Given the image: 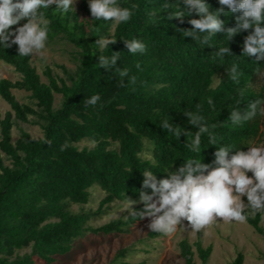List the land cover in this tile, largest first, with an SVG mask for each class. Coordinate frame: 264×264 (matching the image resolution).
Segmentation results:
<instances>
[{
	"label": "trees",
	"instance_id": "obj_1",
	"mask_svg": "<svg viewBox=\"0 0 264 264\" xmlns=\"http://www.w3.org/2000/svg\"><path fill=\"white\" fill-rule=\"evenodd\" d=\"M165 2L175 4L177 0H117L121 7L137 5L131 19L118 25L91 21L84 0L87 19L76 11H56L55 5L41 9L50 21L47 42L63 39L77 49L75 71H65L66 80L54 77L47 69V83L42 82L31 64L32 55L18 56L16 45L0 46V61L19 75L15 81L0 79V97L9 106L0 119V152L9 161L5 165L0 157V264H53L87 234H125L142 220L130 213L124 220L90 227L88 221L95 213L74 212L72 207L88 203L93 185L105 193L96 210L100 213L113 201L126 202V197L139 200L140 191L151 194V189L141 187L145 170L152 171L158 180L167 178L168 172H175L189 159L211 164L219 147L233 148L229 155L236 149L247 151L249 142L260 136L264 115L258 113L238 126L229 120L234 108L243 112L251 102L264 100V61L242 55L244 38L252 30L242 31L230 41L218 33L205 45L179 31L191 29L187 21L198 19L195 14L186 15L184 23L166 18L152 22L149 12ZM205 2L213 11L220 7L218 0ZM179 7L187 11L182 0ZM238 15L219 18L228 28L235 26ZM23 23L26 21L20 26ZM101 37L117 42L101 50L95 45ZM132 39L146 45L143 54L128 53L122 40ZM224 46L232 55H217ZM113 52L120 53L116 67L128 70L124 87L115 70L98 66L100 55L111 56ZM233 64L242 73L238 84L227 75ZM133 76L135 84L130 83ZM215 78L218 83L213 86ZM12 91L27 93L29 102L20 103ZM96 94L101 97L97 105L85 107L84 100ZM54 95L62 97L57 110L53 109ZM209 99L213 105L208 104ZM188 112H198L209 126L218 125L210 127L217 137L215 145L209 143L206 133L201 137L200 152H193L186 146L191 137L182 134L177 140L162 129V122L169 117L171 124L195 134L198 128L184 115ZM30 117L40 124L42 136L21 132L12 142L14 124L27 123ZM83 140L94 146L79 149L77 144ZM66 141L69 147L61 151ZM146 144L151 147L150 158L142 157ZM143 208L141 203L133 211ZM263 217L264 210L249 214L246 222L261 235ZM163 236L151 230L147 234L150 239ZM178 247L183 263L195 264L192 246L182 240ZM195 247L201 264H206L211 246L202 248L196 242ZM127 254V249H120L107 264H127L123 263ZM243 262V254L237 253L229 264Z\"/></svg>",
	"mask_w": 264,
	"mask_h": 264
},
{
	"label": "clouds",
	"instance_id": "obj_2",
	"mask_svg": "<svg viewBox=\"0 0 264 264\" xmlns=\"http://www.w3.org/2000/svg\"><path fill=\"white\" fill-rule=\"evenodd\" d=\"M77 0H0V46L4 49L13 45L17 46L18 56H30L41 53L46 46L50 21L45 18L41 9L48 10L52 5L56 11L63 13L75 12L74 5ZM187 11L179 7L180 0L175 4L163 3L160 9L149 12L152 22L160 23L161 19L177 20L184 23L186 15L195 14L198 19H189L190 30H179L184 37L199 41L207 45L218 33H223L227 41L251 29L244 38L242 55L255 57V61H264V0H218L219 8L213 11L211 5L205 0H182ZM91 21L112 22L121 24L128 22L133 10L121 7L117 0H88ZM175 9L172 11L171 9ZM239 13L235 19L234 27H225V22L219 17ZM161 14H165L162 16ZM21 21H26L22 26ZM128 53L143 54L146 45L137 39L122 40ZM117 42L115 38L101 37L96 39L95 45L103 50ZM218 56L232 55L227 46L219 48ZM120 58L119 52L111 56H99L100 68L106 71L115 70L121 77V87H124L123 78L128 76L127 69L116 67ZM139 68V65H137ZM261 68L257 67L259 72ZM227 75L234 83H239L242 73L238 66L233 64ZM136 78H130V83L135 84ZM243 97L244 90L239 92ZM101 97L96 94L84 100L85 107L96 106ZM209 105H213L211 99ZM239 105V102H238ZM264 100L257 99L248 104L246 110L241 112L237 107L230 112V123L241 125L254 119L257 114L264 115ZM199 108V105H197ZM193 127L198 128L195 134L185 132L181 127L169 122L167 117L162 122V129L173 135L177 140L183 134L191 137V142L186 146L193 152H200L201 137L209 135V143L215 145L217 137L210 132V127L215 129L218 125L209 126L205 118L198 112L184 114ZM222 125V124H221ZM51 143V141H46ZM69 147L66 141L61 145V151ZM233 150L230 147H219L214 152L211 164L202 163L201 160L189 159L175 172H168L167 178L157 179L156 175L145 170L142 173V189H151V194L140 191L139 201H132L126 197L128 211L139 219L150 218L147 227L156 233L171 236L183 229L193 235L217 223H246L249 214L255 215L264 210V145L248 147L247 151L236 149L235 154L229 155ZM251 173V177L247 174ZM243 197H247L245 203ZM136 203L144 205L143 210L133 211ZM187 222L184 224L183 222ZM179 226V230H178Z\"/></svg>",
	"mask_w": 264,
	"mask_h": 264
},
{
	"label": "rangeland",
	"instance_id": "obj_3",
	"mask_svg": "<svg viewBox=\"0 0 264 264\" xmlns=\"http://www.w3.org/2000/svg\"><path fill=\"white\" fill-rule=\"evenodd\" d=\"M82 4V0H77L74 8L81 18L87 19ZM84 5L89 10L88 0H84ZM21 22L13 26L11 30L14 31L16 27L20 26ZM76 51L77 49L66 40L56 39L53 42H46V46L41 53L33 54L31 64L36 68L41 81L44 83H47V76L45 75L47 69L51 71L54 77L66 80L65 71H75L77 65ZM0 79L15 81L19 79V75L12 67L0 61ZM217 83L218 79L215 78L213 86ZM67 84H69L68 81ZM12 93L20 103L29 102L27 93L22 91H12ZM61 101V95H54V110L60 107ZM8 110V104L0 97V119ZM21 132H26L36 138L42 136L40 124L35 118L31 117L27 123L16 122L14 124L11 132L12 142L19 138ZM261 145H264V117L260 125V136L250 141L248 147ZM93 146L94 144L88 140H83L77 144L79 149L92 148ZM150 149V145L146 144V151L142 157L150 158ZM0 157L5 165L9 164V161L1 152ZM247 175L251 177L252 174L248 173ZM89 193L88 203L84 206H73L72 210L74 212L82 210L95 213L88 221L90 227L97 228L116 219L124 220L130 214L127 202L119 201H113L104 206L102 212L96 213L105 193L97 185L90 187ZM243 199L247 203V197H243ZM140 204H134L132 210ZM149 223L150 218H144L121 235L87 234L73 244L70 252L56 257L53 264H107L113 260L120 249L128 250V254L123 260V263L127 264H184L178 247L179 242L182 240H186L192 246L195 264H201L195 247L196 242H199L202 248L208 246L212 248L206 264H229L237 253L243 254V264H264V235L256 233L247 223L221 222L211 225L195 235L190 231L179 230L178 226L179 231L171 236L154 239L147 237L150 231L147 227ZM183 223L186 224L187 222ZM260 226L264 233V217Z\"/></svg>",
	"mask_w": 264,
	"mask_h": 264
}]
</instances>
